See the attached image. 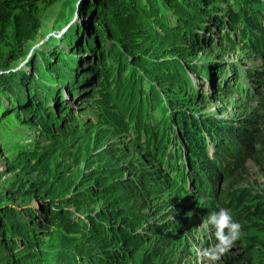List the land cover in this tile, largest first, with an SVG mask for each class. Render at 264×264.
Instances as JSON below:
<instances>
[{"label":"rangeland","instance_id":"obj_1","mask_svg":"<svg viewBox=\"0 0 264 264\" xmlns=\"http://www.w3.org/2000/svg\"><path fill=\"white\" fill-rule=\"evenodd\" d=\"M94 1L96 3H90L89 0H22L21 11L28 14V17H24L22 28L18 23L16 27H12V19L1 15L3 22L0 37V84L9 74L17 70L20 72L12 87V93L14 91L16 93L12 94V102L7 106L11 112L9 114H7L8 110L0 112V120H3V124H0V198L2 200L0 205L14 204L13 206L19 210L30 207L43 218L44 206L48 209L64 207L76 212L77 208L68 206L66 201L52 204L53 200H64L75 196L77 198L75 201H85L78 208L88 210L95 200L101 199V202L95 205L92 214L101 221L103 216L99 214L100 208L105 207L106 213L117 209V218L107 219L105 223L113 232L121 235V239L116 238L114 234L115 237L110 241L98 242L91 250L105 251L118 244L121 245L128 256L115 259L111 257L114 260L113 264H213L197 254L198 249L202 251L216 243L214 228L205 225L204 221L211 213L226 208L223 206V201L228 200L229 197L224 196L225 192L228 194L232 190L244 189L240 199L247 205L262 201L260 197L264 198V153L256 151L251 144L248 148L245 145L244 148L249 149L250 152L247 150L241 164L229 169L227 167L229 163H226L222 167L225 170L221 175L222 178L219 175L212 188L196 191L194 187L196 180L192 170L187 169V173L193 178L189 187L173 178L165 165L161 166L158 161H152L154 157L148 149L150 145L147 139H150V136L147 129L145 128V132L135 129L136 136H131V128L126 131L127 126H125L130 122L127 114L118 111L121 109L123 98L128 100L132 96L129 100L131 106L137 105L143 108L148 118H151L152 114L163 112L152 128L157 129V124L163 119L166 123L165 129L167 127L168 130L172 129L166 135L172 136L176 133L174 122L166 117V111L170 112V117L176 121L179 113L188 114L182 110L190 113L196 111L202 117L227 121L238 134L239 125H245L239 120L264 119L261 116L260 120L258 118L264 111V107L261 106L264 97V78L259 76L263 85L257 83L254 86L253 82L248 81L251 85L250 90L247 91L251 97L262 87L259 96L251 101V98H245L246 94L241 96L243 90L237 87L240 83L235 75H240L241 72L248 75L251 69L264 71V51L257 50L249 44L251 42L248 34L244 31L247 36H243L242 33L240 39H234L232 44L226 40L202 43L197 45L196 52L193 50L191 54V44L182 37L195 39L193 35H197L204 42L217 40L216 32L219 31L220 26L209 34L208 29L211 24H207L206 19L220 14L224 15V18L227 17V12L220 6L225 5L226 0H215L214 4L219 5L209 7L206 6L205 0H197L195 2L197 14H192L177 5L180 11L176 9V15L182 19L195 20L188 24L192 34L181 33L179 28L176 30L169 28L165 19L162 20L158 14L147 12V10L153 11L149 0ZM158 1L162 2V0ZM181 2L183 6L185 3ZM174 3L177 4V1L175 0ZM247 4L250 7H261L264 1L256 5L245 3ZM5 11L8 12L7 9ZM231 16L229 15L228 19L232 27L236 24L247 27L245 19L241 18L237 23L231 20ZM94 20L99 22H93ZM163 22V26L167 29L165 32H162V28L165 30L163 26L160 28V23ZM93 24L96 35L90 31ZM151 24H156L158 27L154 29ZM114 28H117L122 36L115 35ZM19 31L28 33L30 39L27 43L20 42V39L16 38ZM221 33L235 37L230 31L221 30ZM56 37H61L58 43L55 41ZM94 42H97V47ZM88 49L95 54L93 61L97 76H94V79L97 84H94V87L100 84L101 90L104 91L100 97H96L97 108H100L99 117L96 116L88 125L75 119L70 120L72 125L68 130L58 128L43 132L37 121V117L41 115L37 95L33 102H29L28 99L33 96L40 84L36 78L31 83L28 76L31 73L33 75L34 67L40 66L36 73H42L43 69L48 70L51 67L53 70H48L51 77L47 78L42 86L44 92L53 88L51 83L57 77L71 81L76 56L86 52L84 55L88 58L91 55L87 52ZM22 52H25V55H21L13 66H4L5 59ZM82 60L83 58L80 57V62ZM187 63H193L195 67L192 71L194 84L188 89L182 86V77L176 74V69H183V65L189 67ZM85 68H88L87 63ZM203 68L209 72H202ZM226 70L230 71L228 74L233 77L229 75L223 81ZM122 78H133L130 82L138 80L137 88L133 89L134 94L129 98L126 92L129 87L124 86ZM117 79L121 87L115 91L114 86L118 85ZM107 82L109 86L106 85ZM25 85L32 88L27 95H25ZM58 86L59 82L54 86L55 91ZM147 89L151 92L148 93ZM62 92H59L61 96ZM190 92L198 94V97H193ZM18 96L21 97L20 100ZM64 96L72 109L80 115H87L79 105V101H85L84 95H81L79 100L78 97L71 98L65 94ZM58 97L57 94L52 99ZM46 99L45 94L40 97L41 104L45 105V108L50 107L48 102L47 105L44 103ZM147 103L148 108H145ZM102 107L110 113L119 115L123 123L122 129L118 121L110 122L109 117L102 114L104 110ZM169 108L175 112L169 111ZM1 109L5 110L3 100L0 101ZM27 111L33 114L32 124L19 123L16 115ZM89 120H91L90 116L87 118V121ZM135 120L137 122L138 118ZM261 124L262 122L257 127H261ZM255 134L256 132L253 137ZM45 140L49 142H43ZM252 140L254 139L251 138L247 142L252 143ZM171 141L176 142L175 138ZM39 145L46 147L51 154L56 153L47 160L44 158L40 162V169H35L28 163V155L34 154ZM126 150L129 153L126 154ZM194 158L197 164L205 166L203 156L196 155ZM199 160H203L202 163ZM207 167H210V163ZM95 172L102 174L100 180L94 176ZM168 180L172 183L171 186L165 185ZM92 184L101 191L94 193L89 190L87 192L90 195L82 194L83 190ZM32 192L33 195L27 197ZM246 193L249 194L247 197H245ZM17 195L23 197L13 200V196ZM104 202L106 206H103ZM38 204L41 205L40 209L37 207ZM258 220L263 230L253 229L250 226L245 231L241 230L240 239L215 264L239 262L240 255L248 256L252 261L251 264H264L260 261L263 259L260 253L264 249L261 242L264 240V219ZM88 221L89 226H95L93 220ZM51 224L64 229V225L55 221ZM80 228L72 232L80 234V239L76 243L77 249L84 246L82 237L87 234L85 229L88 226ZM245 233L256 235L258 241L248 243ZM4 238V235L0 236V264H20L19 257L28 252L27 249L14 247ZM45 238L38 244L40 248L45 250L62 248L63 243L58 233ZM53 243L58 246L52 245ZM81 253L88 255V252L81 251ZM41 258V261L36 257H28L26 260L29 264H66V259L60 260L45 254ZM75 260L77 261L76 257ZM79 261L83 263L81 259ZM99 264L104 263L99 262Z\"/></svg>","mask_w":264,"mask_h":264},{"label":"trees","instance_id":"obj_2","mask_svg":"<svg viewBox=\"0 0 264 264\" xmlns=\"http://www.w3.org/2000/svg\"><path fill=\"white\" fill-rule=\"evenodd\" d=\"M155 1L149 0L150 4H152L153 11L147 10V12L158 14L160 16L163 13V7H171V9L173 10L177 9L178 11H180L177 8V5L182 6L181 1L185 3V1L187 0H176L177 4L174 3L175 0H162V2L158 0ZM214 1L215 0H210L209 2L205 0L204 2L207 4L206 5L207 7L212 5L213 6L219 5V4H214ZM261 1L264 0H226L227 3L225 5H220L223 11L227 12V17L224 18V15H221L222 20L225 19L226 21L224 20L223 23L218 22V25L216 26V28L220 26L219 31L216 32L217 40L218 41L227 40L229 41V44H232L235 41L234 39L236 38L240 39V37L244 34V31H246L249 37V41L251 42L249 44H252V46L255 47L257 50L264 51V10H263L264 5L261 7H257V6L250 7L248 6V4L245 5V3H252L256 5L258 3L260 4ZM89 2L94 3L95 1L89 0ZM21 5H22V0H0V37L2 34V22H3L1 15H3L4 18L12 19L13 21V23L11 24L12 27H16L18 23L19 27L22 28L24 17H28L27 16L28 14H24V12L21 11ZM155 7L157 9H155ZM105 8H107L106 5ZM5 9H7L8 12H6ZM195 12L196 14L198 13V9L196 7H195ZM229 15H232L231 20L236 21L237 23H239L238 21L241 20V18L245 19L247 22V27L239 24L233 25L232 27L229 23V19H228ZM96 18L99 19L100 17H96ZM95 21L99 22V20H94L93 22ZM160 24H161L160 28H162L164 22ZM169 24L170 23L167 22L166 26L169 27ZM209 24L213 26L212 23ZM151 25L154 29L158 27L156 24H151ZM163 27L165 28V26ZM221 29L223 31L233 30V33L231 34L235 35V37L233 36L228 39L224 38V37H229V35L222 34ZM166 30H167L166 28L165 30L162 28V32H165ZM90 31L91 33H94L96 35V29L94 24L90 28ZM114 31H115L114 32L115 35L122 36L121 32H119L117 28H114ZM27 34H28L27 32L19 31L16 38L20 39V42L24 41L23 43H27L28 39H30L28 38ZM247 34H244L243 36H247ZM31 35L32 34H30L29 37H31ZM193 36L195 37V39H192L191 37L186 38L185 36L182 37L185 39V41H187V43L191 44V48H192L191 54L192 51L196 49L197 45H200L202 43H207V41L204 42V40L202 39V43L196 42L192 44L191 40H196L201 38V37H197V35H193ZM89 40L91 41V39ZM55 41H57V39H55ZM225 45L227 46L228 44ZM194 52H196V50ZM21 55H25V52H22L21 54H15L12 58L5 59L4 66L7 67L10 65L13 66V64L17 62L18 58ZM194 68L195 67H191V71H193ZM39 69L40 66L34 67L33 75L30 74L28 76V79L31 81V83L36 78L37 82L40 84L35 89L33 96L29 97L28 99L29 102H33L35 96L37 95L38 107L41 110V115L37 117V121L40 123L41 126L40 130H42L43 132H45V130L47 129L57 130L58 129L57 118L54 116V114L47 112L44 109L40 100V97L42 95V90L44 89L42 86L45 84L47 78L51 77L50 72L48 70L51 71L53 69L49 67L48 70L43 69L42 73L40 72L36 73L37 71H39ZM238 70L239 69L237 68V72ZM19 72L20 71L17 70L15 73L9 74L7 79L0 84V101L3 100V102L5 103V110L1 109L0 112L7 110H8L7 114L11 112V109L9 110L7 106H9L12 102V94L16 93V91L12 93L13 90L12 87L14 86L16 77H18ZM229 72L230 71L226 70L223 76V81H225V79H227L228 76L231 75L228 74ZM176 74L182 77L183 87L187 89L193 87L194 83L192 77H189L188 74L184 72L181 68L176 69ZM259 76L264 78V71L251 70V72H249L248 75L242 72L240 75L236 74L235 77L239 79L238 81L240 83V86L237 85V87H240L243 90V85L244 86L246 85V88L244 87V89H249L251 85L250 83L252 82L253 85L257 83L263 85V82L260 81ZM132 79L133 78L130 79L122 78V80L124 81V86L129 87L128 91H126V89L123 90V92L125 91L127 92V98H129L131 94H134L133 89L137 88L138 80H134L135 82H130ZM248 81H250V83H248ZM118 82L119 80L117 79V83ZM25 87H26L25 95H27L32 90V88L26 85ZM118 87H121L120 83H118L117 86H114V90L117 91ZM149 92H151L150 89H148V93ZM237 92L240 93V91ZM190 93L193 95V97H197V94H194L192 92ZM260 93L261 92H258V96ZM242 94L244 96L246 94L245 96L246 99L251 98L248 91H246L245 93L244 92L241 93V96ZM17 98L18 100L21 99V97L19 96ZM130 98L128 100L126 98H123L121 109L118 111L119 113L122 112L123 114H127V119L130 120V122L125 125L127 126L126 131L128 128L132 129L130 124L134 123L133 119L135 121V118L136 119L138 118L137 124H135V129L136 127L139 128L142 126V128L139 129L144 131L145 128L148 126L147 130H151L148 134L150 136V139L152 137L154 138V134H152V132L155 133L157 137H160L159 141H156L158 146L156 144L155 148L152 147L148 148L150 154H152L154 157L152 161L154 160L158 161L160 164H162L161 166L165 165L166 169H168L171 176L176 180H178L180 183L184 184V186H186L187 183L190 184V181H193L191 174L189 175L187 173V169L190 166L193 175H195L196 191L198 190L201 191V189L203 188H209V189L212 188L214 183L217 181V178H219V175L221 176L222 173L225 171L222 169V167L226 163H229L227 165L229 169L230 168L233 169L235 166L241 164L244 160L247 150L248 152H250L249 149L246 150V148H244L245 145L248 148L249 144H251L253 147H255L256 151L259 150L264 153V119H263L264 111L263 112L261 111L263 114H260L258 116L259 120L261 116V118L263 119L262 121H256L253 119L251 121L249 118H247L248 120L245 119L239 120L240 122H243L245 125L242 126L239 125L238 134L236 133L237 130L234 127H231L232 124H228L227 121L222 123L214 118L202 117L201 115L198 114L199 112L196 111H194L196 113L194 112L190 113L189 111L184 110V113H188V114L179 113L176 121L175 119L170 117L171 116L170 113L166 111L165 113L166 117L171 122H174V131L180 133L176 135V137L180 138V148L178 150V158L175 164L176 165V169H175L172 165L169 166L168 163V160L171 159L170 154L172 155L175 154L171 152L168 153V150L172 148V142H170V140L173 138H171L169 135L166 134L168 133L169 130L172 129L168 130V127L165 129L164 126L166 123L164 122L163 119L159 121L161 124L158 123L156 127L157 129L152 128L151 124L148 123V121H146V119L148 118L147 114L144 113L146 111L142 112L143 108H140L139 106L137 107V105L135 107H132L130 104L131 102L129 101ZM261 106L264 107V97ZM262 107H260V110ZM145 108H148V103ZM29 113L31 112L27 111L26 113L21 115L18 113L16 115V120H18L19 123L21 122V124H24V122H28L29 124H32V120L34 119V117L32 113H31L32 116L29 115ZM102 114L109 117L110 122L118 121L119 124L122 126L121 129L123 128V123L120 121L119 115L117 113H110L106 109H104L102 110ZM194 119H198V120L196 121ZM217 122H219L220 125ZM260 122H262L261 127H257L259 126ZM0 124H3V120L2 121L0 120ZM254 124L256 126H254ZM255 132H256L255 137H253V134ZM251 138L254 139L252 140L253 144L247 142L249 139L251 140ZM43 142H49V140H45ZM210 145L212 146L213 149L212 156L209 155V150H208ZM155 149L158 150L156 151ZM125 152L126 154L129 153L128 150H126ZM55 153L51 154L49 153L46 147H42L39 145L37 146L36 152L34 154L28 155V163H30L35 169H40V162L44 158L47 160L51 156H54ZM158 153H160V155ZM167 154L168 157L165 158L164 156ZM196 155L203 156L205 158L204 159V162H206L205 166H201L197 164L198 162L194 158ZM236 156H240V157L236 158ZM199 161L202 163L203 160H199ZM209 163H210V167L208 168L207 166L209 165ZM94 176L97 178V180H100V178H102V174L99 172H95ZM165 185L171 186L172 183H170L168 180L165 182ZM89 190L94 193L101 191L100 188L95 186V184H92L86 187L83 190L82 194L85 193L90 195L87 192ZM241 190L244 191V189ZM24 191H21V193ZM242 191L232 190L228 194L225 192L224 196H227V198L229 197V199L228 200L223 199L224 200L223 206L231 210V212L233 213V219L241 225V230L245 231L248 226L252 227L253 229L263 230L262 225L259 223L260 220L258 219L261 220L264 219V210H263L264 198L260 197V199L262 200L260 203L247 205L242 201V199H240L241 196L244 194ZM33 193L34 192L30 193L29 195H27V197L33 195ZM248 195L249 194L246 193L245 197H247ZM37 196L39 195L37 194ZM22 197H23L22 195L13 196V200H18ZM76 199L77 198L75 196H71L68 199H64V200L63 199L53 200L52 204L66 201L68 206H75L77 208L75 211L79 214H77L72 210H68L67 208L64 209V207H54L52 209H48L47 206H44L43 210L45 212V216L43 218L42 215L38 214L37 211H34L30 207H25L19 210L17 209V207L13 206L14 204L12 206L8 204L0 205V236L4 235L5 236L4 239L11 242L14 247L26 248L28 251L19 257L20 264H24V263L29 264V262L26 260L28 257L29 258L36 257L38 260L41 261L42 260L41 257L43 254L60 260L66 259L65 261L66 264H99L100 262L99 255L101 253L110 254V252L97 251L96 249L93 252L91 249L98 242L110 241V239L114 238L115 235L116 238L121 239V235H118L117 233L113 232L110 229V227L105 223L107 219L117 218L116 215L117 209H114L111 213H106L105 211L107 209H105V207L103 209L100 208L101 212H99V214L103 216V220L99 221L98 219L96 220L92 219L95 222V226L93 227L92 225L89 226L86 223V219H89L91 217L95 205H97L98 202H101V199L95 200L91 208H89L88 210H80L78 207L82 205L85 201L82 202L75 201ZM0 201H2L1 198ZM262 203L263 205H259ZM103 206H106L105 202L103 203ZM79 215H83L84 217L82 218ZM53 221L64 225L63 228L65 230L61 228H57L56 226L51 224ZM85 225L88 226V228H86L85 231L87 234H89L88 236L87 234L86 235L84 234V236L82 237L85 248L84 246H81L77 249L76 243L77 240L80 239V234L72 233V232L77 228L81 229L80 227L85 228ZM96 229L98 231H96ZM54 233H58L60 235L61 242L63 243L62 248L56 250H45L38 246V244L42 241V239L45 240L46 239L45 237L51 236V234ZM245 235L248 238V243L250 244L258 241L256 235H247L246 233ZM261 242L263 243L262 246H264V240H262ZM64 244H67V246H64ZM52 245L58 246L55 243H53ZM116 247L120 248L119 258L128 256V254L125 251H123L121 245L118 244ZM81 251L88 252V255H83ZM260 256H263V259H260V261L264 263V249L261 251ZM75 257L77 258V261L75 260ZM79 259H81L83 263H81ZM251 262L252 261L248 256L244 257L243 255H240V261L232 264H251Z\"/></svg>","mask_w":264,"mask_h":264},{"label":"clouds","instance_id":"obj_3","mask_svg":"<svg viewBox=\"0 0 264 264\" xmlns=\"http://www.w3.org/2000/svg\"><path fill=\"white\" fill-rule=\"evenodd\" d=\"M195 2H197V0H187L185 4L181 7L192 14L193 13L196 14ZM175 11L176 10L171 9V7H163V13L160 15V17L165 19L168 23H170L169 28H173L175 30L176 28H179L181 33L187 32V33L192 34V30L188 26V24L191 22H194L195 20L189 19V18L182 19L180 18V16L175 14ZM229 31L233 32V30H229ZM56 39H57L56 43H58L61 40V37L60 38L56 37ZM191 42L192 44L196 42L202 43V38L191 40ZM211 42L216 43L218 42V40H214ZM95 46L97 47V42L95 43ZM87 52H90L91 54L88 58H86L84 55L86 52L80 53L79 55L76 56V59L74 61V69L72 72L73 78L71 81L66 80V79H59L57 77L51 83V85L53 86L52 89L50 88L46 92H44V89L42 90V95L45 94V96H47V99L44 101V103L46 104L48 102L47 104H50V107L46 106L47 109L45 108V105L43 107L47 112L54 114V116L57 118L58 128H62L64 130L70 129L72 125V123H70V120H75V119H77L78 121H81L84 125H88L91 123V121L94 120L96 116L99 117L100 115L99 113L100 108H97L98 103H97L96 97L97 96L100 97V95H102L104 91L103 89L101 90L100 84L94 87V84H97L96 80L94 79V76H97V73L94 69V61H93L95 58V54L90 49H88ZM116 52H118V50H116ZM80 57L83 58L82 62H80ZM86 63L88 64V68H85ZM187 64L189 65V67H186L185 65H183L182 70L186 72L189 77H192L193 83H194V78H193L192 71H191V67H194L192 65L193 63H187ZM81 77L83 79H81ZM82 80H83V83H82ZM57 82H59V86H58L57 91H55L54 86L56 85ZM106 85L109 86V82H107ZM59 92H62L63 95L61 96ZM57 94L59 95L58 99H52ZM64 94L66 96H70L71 98L78 97V100L81 95H84L86 99L83 102L79 101V105L81 106L82 109H84L87 115H82V114L80 115L79 113H77L76 110L72 109V106L69 103H67V99L65 98ZM203 96L205 97V95ZM93 110H96V111H93ZM169 111H174V110L170 109ZM142 112H144V110H142ZM182 112H184V110H182ZM161 115H163L162 111L159 112V114L157 115L152 114L151 118H147V119H150L148 123H150L151 126L153 127L154 125H156ZM88 116L91 117V120L89 121H87ZM135 122L136 120L134 121V123L131 124L132 129L130 133L132 134V136H136V134L134 133ZM177 134L178 132H176L174 135L170 137L175 138ZM175 140L176 142L171 141L172 148L168 152V153L171 152L175 154L174 155L170 154L171 159L168 160V163L176 169L175 164L177 161L176 159L178 158V150L180 148V138L176 137ZM186 187H189L188 184L186 185ZM40 206H41L40 204L37 205L38 208H40ZM79 216L82 218L84 217L83 215H79ZM90 219L96 220L93 214H91V217L89 219H86V223L88 225H89L88 220ZM204 224L210 225L212 228H214L215 230L214 235H215L216 243L214 246L203 249L202 251L198 249L197 254L201 255L203 258L215 264V262L219 261L222 256L227 254L229 250L235 245V242L240 239L241 225L233 219L231 210L226 209V208H220L219 211L211 213L204 221ZM105 252H110V254L101 253L99 255L100 263L103 262L104 264H113L114 260H112L111 257H114V259L119 257L120 248L119 247L110 248L108 250H105Z\"/></svg>","mask_w":264,"mask_h":264},{"label":"bare ground","instance_id":"obj_4","mask_svg":"<svg viewBox=\"0 0 264 264\" xmlns=\"http://www.w3.org/2000/svg\"><path fill=\"white\" fill-rule=\"evenodd\" d=\"M235 4V3H234ZM208 14V13H207ZM210 15V14H209ZM221 15V14H220ZM220 15H217V16H215V15H212L210 18H207L206 19V23L208 24V23H212L213 24V26H210L209 27V29H208V33L210 34L211 32H215L216 31V26L218 25V22H224V20H222V18L220 17ZM219 16V17H218ZM205 21V20H204ZM226 21V20H225ZM207 27V26H206ZM224 38H230V37H224ZM221 39V38H220ZM207 43H212L211 41H208ZM200 68H201V65H200ZM206 68H208V67H206ZM197 70V69H196ZM199 70V69H198ZM202 72H205V73H207V72H209V71H206L204 68L202 69ZM200 73V72H199ZM209 77V76H208ZM190 91H191V89H190ZM193 93V92H192ZM198 97V96H197ZM207 118V117H206ZM210 118H213V117H210ZM215 119V118H214ZM194 120H198V119H194ZM216 120H218V119H216ZM219 122H222V120L220 121L219 120ZM160 123V122H159ZM222 123H224V122H222ZM135 124H137V122L135 123ZM161 124V123H160ZM158 125V124H157ZM138 127H136V129H137ZM139 128H142V126L141 127H139ZM138 128V129H139ZM137 129V130H138ZM146 129H147V127H146ZM146 129L144 130V132L146 131ZM151 130H147V132H148V134H149V132H150ZM146 132V133H147ZM138 133H139V131H138ZM152 134H154V138L153 139H147L148 141V145H150V148L152 147V148H155V146H156V141H159V138L160 137H157L156 135H155V133H153L152 132ZM146 135V134H145ZM142 137V136H141ZM143 144V143H142ZM157 146H158V144H157ZM156 151L158 150V149H155ZM209 155L210 156H212L213 155V149H212V146L210 145V147H209ZM156 153V152H155ZM159 155H160V153H158ZM165 158H167L168 157V154L167 155H165L164 156ZM155 161V160H154ZM189 168H190V166H189ZM195 181V180H194ZM188 184V183H187ZM197 184V183H196ZM188 186H189V184H188ZM197 186V185H196ZM194 187H195V183H194ZM199 187V186H198Z\"/></svg>","mask_w":264,"mask_h":264},{"label":"water","instance_id":"obj_5","mask_svg":"<svg viewBox=\"0 0 264 264\" xmlns=\"http://www.w3.org/2000/svg\"><path fill=\"white\" fill-rule=\"evenodd\" d=\"M252 71H255V70H253V69H251ZM257 71V70H256ZM244 83V82H243ZM255 86V85H254ZM244 87L246 88V85L244 86L243 85V92L245 93L246 91H247V89H244ZM262 88V87H261ZM260 88V89H261ZM260 89H258L257 90V92H256V94L255 95H253V97H251V100H255L256 98H257V96H258V92H260ZM250 90V89H249ZM249 92V91H248ZM243 95V94H242ZM244 97V96H243Z\"/></svg>","mask_w":264,"mask_h":264}]
</instances>
